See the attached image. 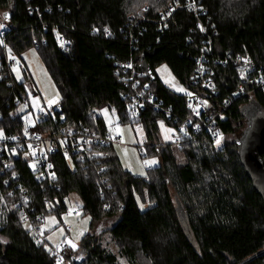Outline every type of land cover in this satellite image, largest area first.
I'll return each mask as SVG.
<instances>
[{
	"label": "trees",
	"instance_id": "trees-1",
	"mask_svg": "<svg viewBox=\"0 0 264 264\" xmlns=\"http://www.w3.org/2000/svg\"><path fill=\"white\" fill-rule=\"evenodd\" d=\"M156 1L151 6V0H0V12L9 17L5 48L18 57L34 48L60 95L34 130L55 133L82 125L102 135L108 129L98 111L107 109L120 124L138 125L150 146L146 157L159 160L145 176L135 177L121 168L113 146L95 147L97 173V167L66 159L57 148L51 187L36 181L35 172L20 158L10 167H2L0 160V264H58L48 251L51 246L37 243L29 227L39 225V217L60 219L73 192L91 229L102 219L116 218L105 234L127 264H264V207L245 176L240 144L250 116L264 115V92L257 88L249 96L238 94L240 84L251 86L238 80L237 69L226 60L244 56L256 67L264 66V0H198L213 56L227 64L213 69L218 93L210 102L215 108L231 105L212 131L200 132L180 148L160 143L159 123L174 128L171 118L148 105L131 118L126 108L129 87L121 65L132 59L141 71L140 57L155 76L142 82L172 117L190 118L187 96L166 88L155 75L158 67L166 65L182 86L198 93L189 82L204 35L183 7L189 0ZM170 5L174 10L162 21ZM143 7V15L131 17ZM0 51V135H21L24 125L13 113L27 99L30 78L24 73V81L17 82ZM239 131L240 138L234 139ZM212 133L218 134L219 146ZM227 137L234 140L226 142ZM100 177L109 187L104 197ZM116 261L100 236L88 233L59 264Z\"/></svg>",
	"mask_w": 264,
	"mask_h": 264
},
{
	"label": "built area",
	"instance_id": "built-area-1",
	"mask_svg": "<svg viewBox=\"0 0 264 264\" xmlns=\"http://www.w3.org/2000/svg\"><path fill=\"white\" fill-rule=\"evenodd\" d=\"M188 12H191L201 35H204V44L199 54L195 58L194 73L190 78V86L198 90V93L189 91L186 101V109L190 112L189 119H181L172 117L169 109L161 107L160 103L149 93V88L142 82L147 75L141 70L135 68L134 61L131 59L121 65L123 73L127 75L126 85L129 87L127 95V110L131 118H136L146 105L152 107L156 112L160 111L167 118H171L174 128L172 141L169 142L175 147L180 148L183 142H189L195 136L203 131H212V124L217 119L223 120V114L230 107V103H223V106L213 107L210 102L211 96L218 93L217 86L214 81V67L217 65L225 67L226 61L220 60L213 56L212 36L205 31V24L202 21L205 10L198 0H189L183 5ZM174 8H171V13ZM169 10L161 15L162 21H166L170 17ZM165 15V16H164ZM207 22V20H206ZM213 29V26H211ZM5 30H0V42L5 46ZM231 65L237 69V78L239 81L249 84L251 87L246 89L244 84L238 87V94L249 96L258 88L264 92V66L256 67L255 63L249 57L244 56H228L226 59ZM14 62L7 61L8 66L14 65ZM236 93V94H237ZM27 103L24 99L21 105ZM21 107V106H20ZM19 107V108H20ZM18 108V109H19ZM51 111L44 106L39 108V112L34 114L31 111L19 114L18 110L13 116H19L20 121L24 125L21 135L1 136L0 135V160L2 167H10L13 159L20 158L27 162L30 168L35 172V180L45 182L50 187L54 181V167L52 163V155L55 150L60 148L66 159H73L84 166L98 168L99 155L94 150L95 147L116 146L121 145V138L113 131L108 130L105 134H98L89 128L81 125L79 128L61 130L59 132H36L34 130L36 122L48 117ZM202 115H205L203 118ZM212 138L217 141L219 136L212 133ZM150 146L140 147L139 153L142 157L146 156V150ZM148 169V166H146ZM101 197L105 196L109 187L106 186L104 178H98ZM24 193V192H22ZM0 199H2L0 197ZM77 212H74L76 215ZM25 220V218H24ZM39 225L30 226L32 234L39 244L45 243V235L41 234V225L43 219L38 218ZM66 232H70V227H65ZM70 248L66 242H62L57 247H50V255L54 257L57 263H61L63 254Z\"/></svg>",
	"mask_w": 264,
	"mask_h": 264
},
{
	"label": "rangeland",
	"instance_id": "rangeland-1",
	"mask_svg": "<svg viewBox=\"0 0 264 264\" xmlns=\"http://www.w3.org/2000/svg\"><path fill=\"white\" fill-rule=\"evenodd\" d=\"M155 3H157L156 0H151L150 5L153 6L155 5ZM172 7L173 5L169 6V12L171 11ZM146 9L147 7H143V9L137 10L136 12L131 14V17L138 18L139 16L143 15L144 10ZM0 25H3V27H0V30L6 29L7 24L3 12H0ZM0 48L3 52H5L7 61L15 63L11 66L10 70L15 80L17 82L24 81V73L27 75V77L30 78V82L25 83L27 90V103L21 105V107L18 109V113L22 114L26 111H31L34 114H37L41 106H44L47 109L57 106V104L60 102L59 92L54 83H52V80L36 50L34 48H29L24 51L23 54L20 55V57H18L12 54V52H10L8 48H5V46L3 47V44L1 42ZM155 75L158 77L157 79H159L161 83L172 92L185 96L189 95V91L186 89V87L182 86L175 79L166 65H161L160 67H158L155 70ZM49 101L54 102L50 104ZM98 115L103 118L107 129L113 131L117 136L121 138V145L114 146V150L120 162V166L124 171L129 172L135 177H143L146 175V166H148V168H152L158 165L159 160L157 156L146 157L148 148L146 150V158L143 160L140 158L141 154L139 153V148L146 147L147 145L144 144V133L138 125H134L131 127L128 124H120L116 114L107 109L99 110ZM255 120L256 117L250 116L248 124L245 125V137L240 142L241 147L242 142H244V140L248 136L249 130L254 127ZM117 129H119V132L117 131ZM159 133L160 143L164 144L172 141L174 130L171 127L167 126L165 123L160 122ZM166 136H169L170 139H165ZM239 138L240 131L236 132L234 136V139ZM234 139L233 137H227L226 142H232ZM220 144L217 145L219 146ZM173 151L176 159H180V156L176 152V149H173ZM152 160H155L156 163L151 165H147L144 163L145 161ZM170 191L171 196L174 199L175 194L172 190ZM65 205L67 213L63 214L60 219H58L56 216H48L41 225L42 236L43 234H46L44 236L47 242L46 248H49V246L57 247L63 241L66 242L70 246V248H73L69 244V241L77 246L84 235L92 233L100 236V242L102 246L105 247L108 252L116 256V262H118V264H127L123 259L119 257L118 249L112 242L110 236L108 234H105V232L109 230L116 221L115 217L102 219L91 229L89 227V216L80 215L79 210L81 208V201L77 194H75L74 192L70 193L65 199ZM143 207L145 206H140V208ZM74 212H77V214L74 215ZM52 218L55 219V223H53ZM65 227H70L71 231L67 233ZM25 228H27V226H25ZM61 229L63 230V232H61ZM81 233L83 234L81 235ZM66 234L67 237L65 238Z\"/></svg>",
	"mask_w": 264,
	"mask_h": 264
},
{
	"label": "water",
	"instance_id": "water-1",
	"mask_svg": "<svg viewBox=\"0 0 264 264\" xmlns=\"http://www.w3.org/2000/svg\"><path fill=\"white\" fill-rule=\"evenodd\" d=\"M142 71L154 80L155 76L148 64L139 58ZM245 134L242 136V140ZM245 151V176L250 180L254 191L261 197L264 207V115H258L254 127L242 143Z\"/></svg>",
	"mask_w": 264,
	"mask_h": 264
},
{
	"label": "snow or ice",
	"instance_id": "snow-or-ice-1",
	"mask_svg": "<svg viewBox=\"0 0 264 264\" xmlns=\"http://www.w3.org/2000/svg\"><path fill=\"white\" fill-rule=\"evenodd\" d=\"M4 18H5V19H8V18H9L7 13L4 14ZM0 27H3V25H0ZM165 70H166V69H165ZM178 90H179V89H178ZM53 102H54V101H49L50 104L53 103ZM117 131L119 132V129H117ZM168 131H171V130H168ZM165 139H170V137H169V136H166ZM216 143L219 144V143H220V139H217ZM144 163L147 164V165H151V164L156 163V161H155V160H152V161H145ZM52 220H53V223H55V219L52 218ZM61 232H63L62 229H61ZM82 234H83V233H81V235H82ZM69 244H70L71 247H73V248L76 247V245H75V244H72L71 241H69Z\"/></svg>",
	"mask_w": 264,
	"mask_h": 264
},
{
	"label": "flooded vegetation",
	"instance_id": "flooded-vegetation-1",
	"mask_svg": "<svg viewBox=\"0 0 264 264\" xmlns=\"http://www.w3.org/2000/svg\"><path fill=\"white\" fill-rule=\"evenodd\" d=\"M263 158V157H262Z\"/></svg>",
	"mask_w": 264,
	"mask_h": 264
}]
</instances>
